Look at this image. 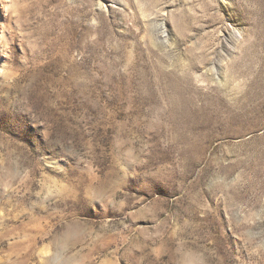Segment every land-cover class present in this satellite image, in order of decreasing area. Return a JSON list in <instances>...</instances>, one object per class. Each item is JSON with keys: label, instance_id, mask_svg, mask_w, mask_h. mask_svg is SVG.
<instances>
[{"label": "rangeland", "instance_id": "rangeland-1", "mask_svg": "<svg viewBox=\"0 0 264 264\" xmlns=\"http://www.w3.org/2000/svg\"><path fill=\"white\" fill-rule=\"evenodd\" d=\"M0 264H264V0H0Z\"/></svg>", "mask_w": 264, "mask_h": 264}, {"label": "bare ground", "instance_id": "bare-ground-1", "mask_svg": "<svg viewBox=\"0 0 264 264\" xmlns=\"http://www.w3.org/2000/svg\"><path fill=\"white\" fill-rule=\"evenodd\" d=\"M68 190V189H67ZM75 191V190H74ZM39 208V207H38ZM37 222V221H36ZM52 223V222H51ZM33 224V223H32ZM37 226V225H36Z\"/></svg>", "mask_w": 264, "mask_h": 264}]
</instances>
